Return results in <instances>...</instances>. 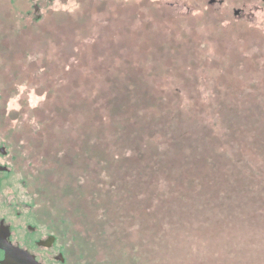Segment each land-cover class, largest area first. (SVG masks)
<instances>
[{
    "label": "rangeland",
    "instance_id": "374dc122",
    "mask_svg": "<svg viewBox=\"0 0 264 264\" xmlns=\"http://www.w3.org/2000/svg\"><path fill=\"white\" fill-rule=\"evenodd\" d=\"M209 2L0 0V120H25L30 126H36V130L37 126L48 124L30 111L37 107L39 110L43 105L52 107L47 102L50 103V99L55 96L50 97V93L54 92L56 85L52 87L48 81L53 78L63 80L64 74L59 71L58 76H53L49 72V65L43 63L45 56L52 61L53 51L58 52L59 62L67 56V68L77 67L82 54L105 37L102 36L101 28L108 25L114 26L115 35L106 43L117 53L114 56L116 63L121 65L123 59L128 61L129 73L120 77L121 82L112 88L100 87L91 80L86 83L85 79H81L77 87L73 86L72 92L76 90L82 100H90L91 107H102L103 100L111 101V107H164L156 103L162 95L156 96L155 93L160 91L165 100L170 96L179 99L177 107H183L181 115L187 124L190 123L188 128H197L203 122L206 108L202 114L195 109L208 107L214 91L229 89L242 95H252L251 105L264 109L260 101L264 97V0ZM88 18L90 22L83 25V21ZM161 26L162 30L159 29ZM248 34L255 35V38H248ZM32 37L37 39L36 48L29 42ZM228 42L238 45L240 55L223 52ZM241 44L244 47H239ZM21 61L26 66L31 65V73L22 75L18 68ZM174 61L180 65L198 62L197 69L183 68L179 72L176 68L172 69ZM62 62L65 63V60ZM129 75L132 77L131 82L126 78ZM140 75L145 78H140ZM62 96L65 97L64 93ZM258 118L243 121L248 131L251 128L257 131L264 125V120ZM131 120L134 119L131 117ZM141 121L142 117L136 121L137 129L139 127L142 136L147 139L151 137L152 127L148 128L145 120ZM159 124L156 128L160 127ZM132 155L138 154L134 152ZM254 155L257 159L261 158L257 149ZM84 166L87 170L84 169L83 173L80 165H75L73 172L80 178V183L89 178L85 187L75 186V190L84 189V198L78 201L82 204L78 206L82 207L83 215L80 212L75 217L71 215L74 209L64 202L69 200L62 196L61 200L58 199L52 190L53 186L46 194H50L54 206L59 207V210L65 209L68 217L74 219L78 230L86 238V247L95 251L94 256L90 255L91 264L105 263L108 258L114 264L110 255L116 257L120 250L124 252L125 249L132 255L129 264H264V225L257 226V223L251 227L248 221H253V217L251 213L244 214L246 208L242 202H235L237 207L228 214L231 211L228 206L232 207L234 202L218 205L220 200L212 203L211 199H202L201 203L198 202L188 210L190 216L184 219L187 225L183 230L184 235L176 229L167 232L173 225L169 226L165 222L166 218L161 216L164 205L158 197L170 202L172 193L168 186L163 184L155 187L153 194L147 197L145 188L138 184L134 199L131 196L134 193L123 192V188L121 193L114 195L111 208L101 205L95 193L85 194L94 181L100 177L107 179V175L104 171L102 175L99 174L100 166L95 160ZM50 173L46 171L38 181L52 185ZM129 177L130 173H127ZM25 180L31 185L34 176L28 174ZM248 180L249 177H246L245 183ZM155 181L160 183L158 178ZM124 197L142 203L146 209L145 215L141 216V211L136 212L132 208H123L121 203L126 206L124 202L127 201ZM175 205L172 201L169 207ZM160 207L162 210L159 211ZM139 208L136 206V209ZM130 210L132 212L128 214ZM84 211L87 216H84ZM102 211L106 214L102 215ZM118 213L122 222L116 226ZM205 219L210 223H218L216 226L206 225ZM144 221L147 226H143ZM187 229H191L190 235ZM165 241L170 244L166 251L173 254L164 258ZM150 246L154 247L156 253L152 260Z\"/></svg>",
    "mask_w": 264,
    "mask_h": 264
},
{
    "label": "trees",
    "instance_id": "16d2710c",
    "mask_svg": "<svg viewBox=\"0 0 264 264\" xmlns=\"http://www.w3.org/2000/svg\"><path fill=\"white\" fill-rule=\"evenodd\" d=\"M87 21L90 22L89 18L83 21V25ZM164 27L166 28L167 25ZM113 28L112 25L101 28L102 36L105 37L92 44V48L82 54L77 67L67 68L66 55H64L66 59L59 62L58 52L53 51L52 61L46 56L44 58L43 63L49 65V72L53 76L56 74L58 76L60 71L64 74V78L58 81L53 78L48 81V85L52 87L56 85V89L53 88L54 92L50 93L52 94L50 97L55 96L50 99V103L47 102V105L52 107H43V105L41 109L38 110L37 107L30 112L38 119L42 117V121L48 122V124L37 126V153L46 164L45 173L51 171V186L54 187L52 190L58 199L65 197L69 200L64 202L74 209L71 211L74 217L79 212L83 215L78 201L84 198V189L75 190V186L84 185L85 187L89 178L84 179V177L83 182L80 183V178L78 179V176L73 173L74 167L80 165L83 173L84 169L87 170L84 165H89L95 160L100 166L99 174L102 175L104 171L107 179L98 178L89 186L90 189L85 194L95 193L101 205L112 208L116 194L121 193L123 188H125L123 192H133L132 195L128 194L134 199L138 184L141 188H145L147 197L148 194L150 196L153 194L155 187L163 184L168 186L172 193L170 202L174 201L175 207H169L170 202L163 200L161 196L158 197L164 205L161 216H164L166 220L163 217L161 219L169 223V226L173 225L167 229V232L176 229L183 234L187 226L184 219L190 216L188 210H191V207L198 202L201 203L202 199L206 201L211 199L212 203L220 200L218 205L234 202L232 207L228 206L231 210L228 214L235 206L237 207L235 202H242L246 208L244 214L251 213L250 216L253 217V221H248L251 227L256 226L257 223V226L264 225V125L257 131L252 128L248 131L245 126L247 124L243 122L253 119V116L255 117L253 120L259 119L258 117L261 121L264 120V109L251 105L252 95H242L236 90L229 89L214 91L209 98L208 107L199 106L202 109L198 107L195 109L202 114L206 108L203 122L199 123L197 128L196 126L188 128L190 123L187 124L184 116L181 115L183 107H177L179 99L170 96L165 100L160 91L155 94L162 97L155 100L158 105L161 104L164 107H111L109 100L107 102L103 100L102 107H91L90 100L86 98L82 100L77 96L76 90L72 92L73 86L80 85L81 79H85L86 83L91 80L100 87L112 88L121 82L120 77L129 73L128 61L123 59V63L120 62L121 65L119 62L116 63L114 56H117V53L113 52L112 46L106 43L115 35ZM159 29L162 30L163 26ZM247 37L253 39L255 35L248 34ZM70 38H72L71 35ZM36 40L32 37L29 41L35 48ZM239 47H244V44ZM223 52L229 55L237 56L238 53L240 55V49L235 42H228ZM64 60L65 63L62 62ZM197 63L180 65L174 61L172 69L176 68L180 72L183 68H190L195 71ZM30 67L31 65L26 66L24 61L20 62V66L18 65L22 75L31 73ZM231 68L234 69L233 66ZM43 72L48 73V71ZM166 72L169 75V71L166 70ZM142 75L140 78L144 79ZM45 76L42 77L45 79ZM129 76L126 78L131 82L132 77ZM260 101L263 106L264 97ZM99 102H101L100 99ZM131 117L136 121L142 117V121L145 120V126L152 127L151 137L145 139L141 129L139 127L137 129L136 121L131 120ZM158 124L160 127L156 128ZM256 149L260 152V159L254 155ZM134 152L138 155L133 156ZM127 173H130L129 179ZM246 177H249V180L245 183ZM156 178L160 180V183L155 181ZM132 198L126 199L128 201L124 202L126 206L122 203L121 206L126 209L132 208L136 212L141 211V216L145 215L146 209L143 204L136 203ZM136 206L140 208L136 209ZM180 207L184 208L180 209ZM160 210H162L161 207ZM104 214L106 213L102 211V215ZM131 215L133 216L132 213ZM84 216H87V213ZM121 222V216L118 213L115 225L119 226ZM207 223L216 226L218 222L210 223L205 219V224ZM143 226H147V222L144 221ZM190 232L191 229H187V234L190 235ZM119 236L121 239L120 234ZM166 241L163 245V248L166 247L165 251L169 250L170 246L169 243L166 244ZM149 249L152 260L156 253L153 246ZM127 250L125 249V253L120 250L116 257L110 255L112 262L114 264L132 262L131 252ZM172 254L166 251L164 258ZM108 259L105 263L111 264ZM105 263L103 261L101 264Z\"/></svg>",
    "mask_w": 264,
    "mask_h": 264
},
{
    "label": "flooded vegetation",
    "instance_id": "af4514ba",
    "mask_svg": "<svg viewBox=\"0 0 264 264\" xmlns=\"http://www.w3.org/2000/svg\"><path fill=\"white\" fill-rule=\"evenodd\" d=\"M36 131L25 120H0V264H91L95 251L67 211L54 206L46 194L51 185L38 181L47 167Z\"/></svg>",
    "mask_w": 264,
    "mask_h": 264
},
{
    "label": "water",
    "instance_id": "95a60500",
    "mask_svg": "<svg viewBox=\"0 0 264 264\" xmlns=\"http://www.w3.org/2000/svg\"><path fill=\"white\" fill-rule=\"evenodd\" d=\"M215 1H216V0H210V2H209V3H210V4H214V3H215ZM237 14H238V12H237Z\"/></svg>",
    "mask_w": 264,
    "mask_h": 264
}]
</instances>
